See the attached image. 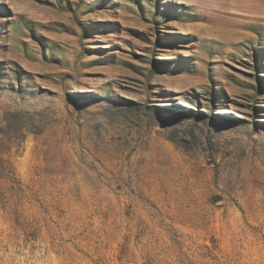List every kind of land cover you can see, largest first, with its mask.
<instances>
[{
    "label": "rangeland",
    "instance_id": "1",
    "mask_svg": "<svg viewBox=\"0 0 264 264\" xmlns=\"http://www.w3.org/2000/svg\"><path fill=\"white\" fill-rule=\"evenodd\" d=\"M0 264H264V0H0Z\"/></svg>",
    "mask_w": 264,
    "mask_h": 264
}]
</instances>
